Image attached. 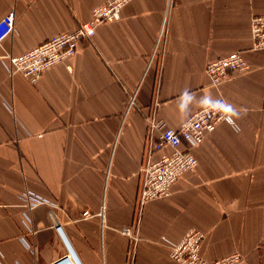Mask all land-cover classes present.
Wrapping results in <instances>:
<instances>
[{
  "label": "crops",
  "instance_id": "obj_1",
  "mask_svg": "<svg viewBox=\"0 0 264 264\" xmlns=\"http://www.w3.org/2000/svg\"><path fill=\"white\" fill-rule=\"evenodd\" d=\"M108 1L0 0V20L16 17L0 43V264L60 261L58 226L81 264H177L166 240L193 228L203 258L264 264V50L251 33L264 0H132L36 84L8 74L7 56L75 32ZM235 51L249 69L211 85L207 64ZM220 97L234 125L192 149L195 171L146 205L136 239L122 233L136 220L147 117L178 129ZM26 192L46 203L29 212Z\"/></svg>",
  "mask_w": 264,
  "mask_h": 264
},
{
  "label": "built area",
  "instance_id": "obj_2",
  "mask_svg": "<svg viewBox=\"0 0 264 264\" xmlns=\"http://www.w3.org/2000/svg\"><path fill=\"white\" fill-rule=\"evenodd\" d=\"M130 1L132 0H109L105 4L95 6L92 9L91 19L80 24L75 32L56 35L19 56H7L8 74L10 76L21 74L32 84H36L48 70L58 64H66L69 59L77 55L78 44L82 39L92 40L99 26L118 21L123 7ZM15 19V13L11 12L0 20V43L13 33ZM167 19L166 15L153 56L160 54L159 51L164 45ZM251 33L255 49L264 50V15L252 17ZM248 69L249 66L241 53L235 51L208 63L206 75L211 85L219 86L230 79L233 74L245 73ZM133 104L134 97H131L128 109ZM146 121L148 135L135 202L136 220L132 226L122 230V233L133 239H136L134 230L137 229L136 226L146 205L151 201L171 196L173 186L184 175L195 171L198 160L192 153V149L200 145L205 136L215 131L221 123L234 125L231 110L226 100L221 97L193 113L178 129L167 127L154 115H149ZM23 197L25 207L29 212L46 203L41 197L30 192H26ZM84 215L89 216L90 214L85 212ZM57 230L68 247L69 253L54 264H81L59 226ZM205 238L204 232L193 228L178 242L166 240L170 257L177 264H244L243 257L239 253L213 261L203 258L202 245Z\"/></svg>",
  "mask_w": 264,
  "mask_h": 264
}]
</instances>
